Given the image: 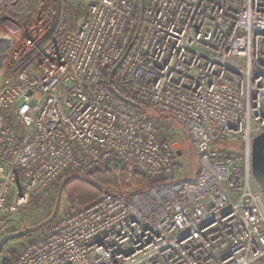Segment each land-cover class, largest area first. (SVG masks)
Listing matches in <instances>:
<instances>
[{
	"label": "built area",
	"instance_id": "obj_1",
	"mask_svg": "<svg viewBox=\"0 0 264 264\" xmlns=\"http://www.w3.org/2000/svg\"><path fill=\"white\" fill-rule=\"evenodd\" d=\"M85 10L69 26L59 2L47 5L6 63L0 238L67 175L129 167L147 187L62 212L11 264H264L251 172L264 131V0H144L142 11L141 0H86ZM132 42L118 86L181 123L194 177L153 118L112 97L108 76ZM220 141H240L241 153Z\"/></svg>",
	"mask_w": 264,
	"mask_h": 264
},
{
	"label": "rangeland",
	"instance_id": "obj_2",
	"mask_svg": "<svg viewBox=\"0 0 264 264\" xmlns=\"http://www.w3.org/2000/svg\"><path fill=\"white\" fill-rule=\"evenodd\" d=\"M56 2L62 6L63 21L66 25L72 26L86 12V0H0V85L5 76L6 63L11 51L21 41L27 29L38 19L46 6H53ZM17 104H20V101ZM151 111H155V109L151 108ZM155 112L158 114L157 111ZM155 121L160 126L164 141L169 143L172 149L180 152V156L176 157V160L182 167L183 175L186 178L194 177L198 168L197 152L192 147L190 138L183 130L181 123L167 116L157 118ZM219 147H227L233 150L236 155L241 153L240 141H220ZM106 168H127L131 174L137 173L129 167L122 166L102 167L100 169ZM253 182L255 185L257 184L254 179ZM118 190L120 193L127 192L121 188ZM55 198L56 194L43 195L37 205L29 209L26 207L22 209L20 229L46 218L53 209ZM77 207L75 206V208ZM75 208L69 207L62 195L58 215ZM44 232V230H40L23 239L6 243L2 255H0V264H11L18 251H21L29 242L39 238Z\"/></svg>",
	"mask_w": 264,
	"mask_h": 264
},
{
	"label": "trees",
	"instance_id": "obj_3",
	"mask_svg": "<svg viewBox=\"0 0 264 264\" xmlns=\"http://www.w3.org/2000/svg\"><path fill=\"white\" fill-rule=\"evenodd\" d=\"M120 77H121V72L119 69L115 71L114 73L113 80H112L113 86L121 94H123L124 96L138 103L139 104L138 108L140 110L146 112L154 120L162 116L173 118L163 113L157 112L158 114H156L155 111H151V107L141 105L130 93L123 91L118 86ZM112 97L116 101L120 102L119 100L116 99V97L113 94H112ZM120 103L127 105V106H131V105H128L122 102ZM67 176H71V178L65 184L62 195L64 196L67 204L71 208L73 207L75 208V206H81L86 203H89L90 201L96 199L97 197H99L100 195L104 193L119 195L120 194L118 190L119 188L125 189L127 192H125L124 194L129 195L131 193L143 190L147 187V182L144 176H142L139 173L131 174L129 169L127 168H122V169H117V168L116 169H113V168L100 169L99 168V169L91 171L87 175L70 174ZM40 198L41 196L31 197L26 206V209H29L32 206L37 205L39 203ZM45 227L46 226H44L40 230L45 229ZM32 234H29L27 236H30ZM25 237L18 238V239H23ZM18 239H14L9 242H12Z\"/></svg>",
	"mask_w": 264,
	"mask_h": 264
},
{
	"label": "water",
	"instance_id": "obj_4",
	"mask_svg": "<svg viewBox=\"0 0 264 264\" xmlns=\"http://www.w3.org/2000/svg\"><path fill=\"white\" fill-rule=\"evenodd\" d=\"M144 0H141V11L143 7ZM133 42L129 45L127 48L126 52L122 56V58L118 61V63L114 66V68L111 70L109 76H108V85L110 88V91L112 94L116 97L117 100H119L122 103L131 105L133 107H139V104L136 103L134 100L124 96L121 94L112 84L113 76L115 71L118 69L119 65L122 63V61L125 59L127 56ZM176 155L180 156V152L176 151ZM251 172L252 176L257 183L258 187L263 193L264 196V131L256 134L252 138L251 142ZM71 176L65 177L61 183L59 184V187L56 192V198L54 202L53 209L51 213L41 221L32 224L30 226L24 227L22 229H19L15 232L7 233L3 235L0 238V252L4 245L14 239L22 238L25 237L29 234L35 233L39 231L41 228L44 226L50 224L59 214L60 211V205H61V198L63 194V189L65 184L70 180Z\"/></svg>",
	"mask_w": 264,
	"mask_h": 264
}]
</instances>
